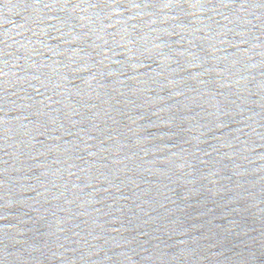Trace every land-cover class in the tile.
Instances as JSON below:
<instances>
[{"label": "water", "instance_id": "1", "mask_svg": "<svg viewBox=\"0 0 264 264\" xmlns=\"http://www.w3.org/2000/svg\"><path fill=\"white\" fill-rule=\"evenodd\" d=\"M0 264H264V0H0Z\"/></svg>", "mask_w": 264, "mask_h": 264}]
</instances>
